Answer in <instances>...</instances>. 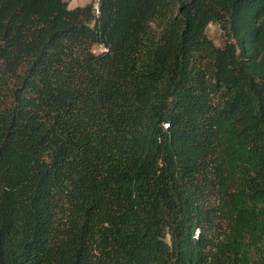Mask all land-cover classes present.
I'll return each mask as SVG.
<instances>
[{"label":"trees","instance_id":"trees-1","mask_svg":"<svg viewBox=\"0 0 264 264\" xmlns=\"http://www.w3.org/2000/svg\"><path fill=\"white\" fill-rule=\"evenodd\" d=\"M0 264H264V0H0Z\"/></svg>","mask_w":264,"mask_h":264},{"label":"rangeland","instance_id":"rangeland-1","mask_svg":"<svg viewBox=\"0 0 264 264\" xmlns=\"http://www.w3.org/2000/svg\"><path fill=\"white\" fill-rule=\"evenodd\" d=\"M69 3V7L71 9H74L76 7H83L91 2H95V6L98 2V0H66ZM208 36L214 41V43L221 47L223 46V39L221 35V31L217 26H210L208 31H207ZM94 51L96 53H100L102 51V48L100 47H95Z\"/></svg>","mask_w":264,"mask_h":264},{"label":"clouds","instance_id":"clouds-1","mask_svg":"<svg viewBox=\"0 0 264 264\" xmlns=\"http://www.w3.org/2000/svg\"><path fill=\"white\" fill-rule=\"evenodd\" d=\"M99 1V0H98ZM98 6V2H97V4H96V7Z\"/></svg>","mask_w":264,"mask_h":264}]
</instances>
